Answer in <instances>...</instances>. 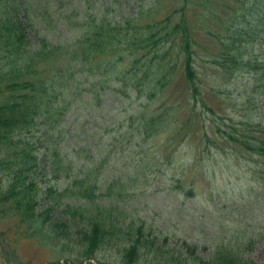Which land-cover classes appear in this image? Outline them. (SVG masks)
Instances as JSON below:
<instances>
[{"label":"trees","instance_id":"16d2710c","mask_svg":"<svg viewBox=\"0 0 264 264\" xmlns=\"http://www.w3.org/2000/svg\"><path fill=\"white\" fill-rule=\"evenodd\" d=\"M72 1L69 0L70 3ZM211 2L175 0L176 7L164 18H156L150 10L157 9L156 14H159L169 6L161 7L162 1L151 2L147 9L145 5L141 6L122 22H114L108 10L105 12L106 8L101 7L86 25L76 21V25L71 23L81 31L76 38L52 41L34 31L36 41L30 45L26 30H31L32 25L30 18L27 21L26 6L18 0H0V64L6 65L0 73V95H5L0 101V217L9 210L15 211L29 227L30 237L45 244L56 242L55 245H59L63 252L72 251L77 261H88V264L244 263L239 255L241 244L238 248L231 241L212 245L210 256L202 260L190 257L194 250L188 249L184 243L189 254L185 257L180 250L166 248L168 238L158 243L145 223L123 215L132 208L139 193H121L127 163L120 159L111 170L115 149L122 145L123 140L131 142L134 134L137 136L134 142L141 147L155 136L157 127L159 129L163 122L169 121L174 109H170L169 117L165 118L130 114L123 120L124 124L113 118L110 126L114 131H108L109 126H106L98 134L91 128L85 135V145L77 149V144L60 145L49 138L52 136L50 123L55 121L59 127L63 124L60 118L53 116L57 113L55 109L60 108L54 100L51 101V96L69 92L78 76L84 75L85 80L99 83L101 91H105L109 79H119L123 72L129 73L139 95L149 88L155 96L157 92L154 89L162 91L170 83L180 62L189 92L192 96L197 95L200 73L194 64L196 41L186 15L191 11L195 17L197 8H202L205 14L213 13ZM51 3L57 8L66 4L65 0H51ZM252 3L255 0H243L242 6ZM45 5H50L48 0ZM43 10L48 16L50 10ZM231 13L240 18L247 16L239 7H232ZM40 15L44 14L41 12ZM254 19L258 21L252 26V33L264 32V15L260 12ZM193 21L195 23L197 18ZM223 25L228 32L231 31L233 21L230 16ZM241 42L236 38L225 44L228 53L223 54L220 63L214 61V64L225 69H228L225 64H231V73L244 69L246 64L252 65V60L258 67L256 59L248 57L246 50L242 52ZM168 54L174 57V64L166 61ZM61 57L68 58L65 66L62 63L49 65L50 61ZM86 63L90 65L82 68ZM109 74L111 78L107 76ZM110 91L127 95L117 86ZM102 94L91 96L97 102ZM137 120V130L129 133V121ZM126 124L125 133L120 132ZM239 125L237 130L231 126L230 132L223 131L228 133L224 138L246 151L264 156V117L257 123L262 137L255 138V141L246 133L254 127L253 123ZM220 133L219 126H216L214 134L221 136ZM203 135L205 151H210L216 143L206 132ZM132 144L135 148L136 145ZM62 148L67 153L70 150L71 160L66 159ZM72 156L82 158L78 168L73 166ZM47 167L52 170L51 174L46 171ZM60 179L66 182V186L58 191L51 182ZM55 210L58 211L57 216L54 215ZM160 234L158 239L164 237L163 233ZM107 250L116 252V261H106ZM70 261L65 260V264Z\"/></svg>","mask_w":264,"mask_h":264},{"label":"rangeland","instance_id":"374dc122","mask_svg":"<svg viewBox=\"0 0 264 264\" xmlns=\"http://www.w3.org/2000/svg\"><path fill=\"white\" fill-rule=\"evenodd\" d=\"M18 1L26 6L27 21L30 18L33 28L26 30L30 45L36 41L34 31L52 41L76 38L81 31L71 23L86 25L101 7L106 8L105 12L108 10L114 22H122L141 6L147 9L151 2L162 1L161 7L169 6L166 11L159 9V14H156L157 9H151L156 18H164L176 7L175 0H73L72 3L65 0L66 4L59 8L51 0H48L50 5H45L47 0ZM242 2L212 0L213 13L205 14L202 8H197L195 17L191 11L186 15L196 41L194 64L200 73L197 95L189 92L180 62L170 83L162 91L154 89L155 96L149 88L139 95L129 73L123 72L119 79H109L105 91H101L99 83L85 80L84 75L78 76L69 92L51 96V101L60 108L55 109L57 113L53 116L60 118L63 124L59 127L55 121L50 123L52 136L49 138L60 145L77 144V149L85 145V135L91 128L98 134L106 126H109L108 131H114L110 126L113 118L123 124L130 114L165 118L169 117L168 111L174 109L169 121L157 127L155 136L141 147L134 142L137 138L134 134L131 142L135 148L131 142L123 140L122 150L119 151L121 146L115 149L111 170L120 159L127 163L121 193H139L132 208H125L129 211L123 215L145 223L158 243L168 238L166 248L180 250L185 257L189 256L185 244L194 250L190 257L205 260L213 251L212 245L231 241L237 248L242 245L239 255L243 264H264V156L234 145L225 139L228 133H223L230 132L231 126L237 130L239 124L253 123L254 127L246 133L252 141L262 137L257 123L264 117V32L253 34L252 26L257 23L254 18L260 12L264 15V0L243 6ZM232 7L244 9L245 25L242 18L231 13ZM44 8L50 10L48 16ZM39 11L44 15L39 16ZM69 16L72 18L68 19ZM229 16L233 21L230 32L223 25ZM194 18H197L195 23ZM23 21L26 22V18ZM236 38L242 41V52L246 50L248 57L259 62L258 67L252 60V65L246 64L244 69L231 73V64L224 65L229 70L214 64V61L220 63L223 54L228 53L225 44ZM166 61L174 64V57L168 54ZM49 63L65 66L68 58ZM89 65L86 63L82 68ZM5 67V63L0 64V73ZM107 76L111 78L110 74ZM114 86L124 89L129 96L110 91ZM95 93H103L97 102L91 96ZM4 96L0 95V101ZM138 125L139 120L129 121L128 132L134 133ZM126 126L119 131L124 132ZM216 126L221 136L214 134ZM204 132L216 143L210 151H205L202 143ZM62 151L64 153L65 148ZM70 155L68 149L67 160H71ZM73 161V166L78 168L82 158L74 156ZM46 171L52 173L50 168ZM51 183L58 191L66 186L61 179ZM54 215L57 216L58 211L55 210ZM28 229L13 210L0 217V264H65V260H75L68 264H88V261H77L72 251L63 252L56 242L45 244L30 237ZM160 233L164 234L162 239L157 238ZM105 256L108 262L117 259L115 251L107 250Z\"/></svg>","mask_w":264,"mask_h":264}]
</instances>
